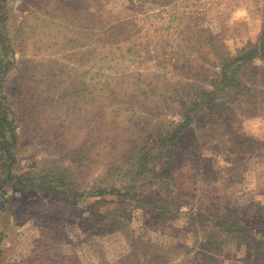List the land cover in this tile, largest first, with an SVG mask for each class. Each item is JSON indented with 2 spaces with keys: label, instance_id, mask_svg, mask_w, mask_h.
Here are the masks:
<instances>
[{
  "label": "rangeland",
  "instance_id": "374dc122",
  "mask_svg": "<svg viewBox=\"0 0 264 264\" xmlns=\"http://www.w3.org/2000/svg\"><path fill=\"white\" fill-rule=\"evenodd\" d=\"M0 7L10 172L48 177L4 185L0 264H264V0ZM249 49L238 91L152 159L189 92Z\"/></svg>",
  "mask_w": 264,
  "mask_h": 264
},
{
  "label": "trees",
  "instance_id": "16d2710c",
  "mask_svg": "<svg viewBox=\"0 0 264 264\" xmlns=\"http://www.w3.org/2000/svg\"><path fill=\"white\" fill-rule=\"evenodd\" d=\"M6 17L7 14L4 12V7H0V152L2 153V156H0V164L2 168L1 172L6 171L4 174L0 175V204L5 201L4 185L15 182L21 187L29 186L38 190L42 185H46V183H48L47 176L44 177L38 174L37 176H24L11 174L10 172L11 165L14 163L12 153V149L14 147L13 144L17 139L14 122L12 119H9L11 109L6 103V96L3 92L5 78L10 68V45L6 35ZM261 49H264V45ZM258 52L259 51L256 49H249L234 57L226 58L223 60L215 80L210 82V86L213 90L206 91L203 88H199L193 89L189 92L190 100L188 106L185 109V112L180 115L181 123L176 124L170 132L167 131L165 137H161L159 135V139L154 140L155 144H159L162 150L157 155H153L152 159H160L163 152L166 150L167 143L173 141L179 133L186 130L194 121V118L197 117V114L199 115L202 111H204V109H207V105L213 103L216 99H219V102L222 103L227 98L231 97L230 95L232 93L238 91V89L242 86V77L239 73L240 69L252 62ZM145 157L146 156H144V158ZM38 180L40 181L38 182ZM106 193H116V195H120L117 189L108 190L103 188L97 189L93 194L96 196H102ZM1 208L2 205H0V209Z\"/></svg>",
  "mask_w": 264,
  "mask_h": 264
}]
</instances>
